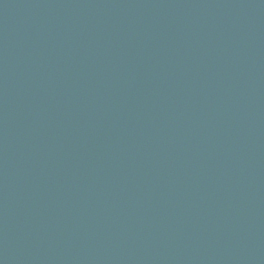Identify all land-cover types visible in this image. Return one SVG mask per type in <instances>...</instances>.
<instances>
[{"label": "water", "instance_id": "1", "mask_svg": "<svg viewBox=\"0 0 264 264\" xmlns=\"http://www.w3.org/2000/svg\"><path fill=\"white\" fill-rule=\"evenodd\" d=\"M0 264H264V0H0Z\"/></svg>", "mask_w": 264, "mask_h": 264}]
</instances>
